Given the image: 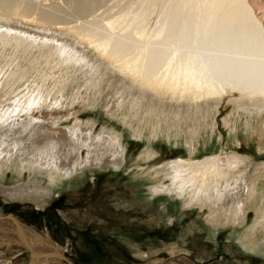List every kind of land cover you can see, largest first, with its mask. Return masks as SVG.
<instances>
[{
    "label": "bare ground",
    "instance_id": "6f19581e",
    "mask_svg": "<svg viewBox=\"0 0 264 264\" xmlns=\"http://www.w3.org/2000/svg\"><path fill=\"white\" fill-rule=\"evenodd\" d=\"M178 1L189 5L196 15L204 12L211 17L201 20L208 22L204 30L220 25V29L234 28L233 35L238 31H245L247 35L248 31L253 35L257 33L256 38L264 35V11L260 16L255 14L257 8L263 6L264 9V0ZM32 12H26L19 4L9 8L0 5V59L10 43H14L19 52L7 56L10 61L6 73L10 78L0 77V181L7 171L19 177L27 172L32 175L33 184L43 180L50 188L36 185L24 193L23 189L15 188L9 194L11 198H26L32 192L35 194L30 198L43 206L48 203L52 186L94 168L121 166L125 160L122 134L107 126L96 133L94 121L76 119L72 125L66 124L76 117V104L99 106L101 97L104 106L112 107L111 112L118 120H127L134 115L139 135L152 123L157 124V129L163 125L166 129L182 128L188 132L186 144L192 149L197 134L213 116V109L226 96L235 98L237 107L246 113L264 114V46L261 43L258 51H249L252 48H248L255 45L253 41L248 42L253 36L245 41L237 33L244 41L234 37L238 43L240 40V46L220 39L211 44L212 49L185 54L179 52L180 40L172 39L173 42L167 44L169 47L157 49L156 55L147 40L154 41L153 45L157 43V38H163L160 36L163 29L152 32L145 20L130 34L131 39L135 38L140 44L128 47L116 43L112 37L127 15L107 23L105 33L77 23L57 22L54 16ZM26 25H36L41 30L32 34ZM203 28L202 34L206 33ZM27 50L52 52L54 56L50 57L49 65H54L55 69L65 66L67 72L79 70L81 77L79 75L70 86V73H66L67 77L54 78L55 82H48V72L42 70L28 79L30 70L17 61L21 51L28 53ZM71 107L75 109L72 112ZM225 157L212 155L201 160L179 159L165 164L159 171L170 183L161 182L154 188V193L166 192L180 197L186 206L199 204L200 208H208L209 217L215 219L214 224L244 225L248 199L254 187L247 174L251 159L235 153ZM43 190L46 195L39 193ZM255 226L264 230V206L259 210ZM238 243L245 251H252L263 248L259 244L264 242L254 241L246 234ZM5 244L28 251L32 264H64L60 248L51 239L41 237L12 216L0 215V248ZM12 246L10 251L14 249ZM169 264L190 263L181 259Z\"/></svg>",
    "mask_w": 264,
    "mask_h": 264
},
{
    "label": "rangeland",
    "instance_id": "374dc122",
    "mask_svg": "<svg viewBox=\"0 0 264 264\" xmlns=\"http://www.w3.org/2000/svg\"><path fill=\"white\" fill-rule=\"evenodd\" d=\"M0 2L3 3L0 5L5 4L8 8L19 4L26 12L32 10V13L54 16L57 22L77 23L105 33H107L105 31L107 23L127 15L128 19L122 20L120 23L122 26L118 25L112 37L116 43L128 47L140 44L135 38L131 39L130 34L144 20L146 23L149 22L152 32H161L162 29L165 31V34L161 32L162 39L159 37L155 40L159 44L155 42L153 45L154 41L147 40L148 44H151L150 48L154 49L152 51L169 47L170 41L173 42L172 39L177 42L182 41L179 42L181 44L179 52L183 54L194 50L212 49V45L220 39L222 42L229 40L234 45L237 43L240 46L241 39L247 41L253 36L254 38L249 39L248 42L253 41L255 45L248 49L252 48L249 51L254 53V50L258 51L261 45L264 46V40L259 38H264L263 33V36L259 34L261 32L256 38L254 35L257 33L253 35L248 31L247 35L245 31L243 33L238 31L240 39L237 33L231 34L236 32L234 28L220 29L218 25L204 30L203 27L208 22L201 20L206 21L211 17L204 12L199 13L201 17L196 15L190 11L189 5H182L178 0H1ZM262 7L256 9V15H262L264 11ZM25 28L32 34L41 30L36 25H26ZM201 28L206 33L202 34ZM232 35L233 41L230 40ZM237 36L240 39L239 43L234 38ZM243 40L241 42H244ZM168 43L170 44L167 45ZM27 51L28 53L21 51L19 55L21 57L17 61L30 70L26 76L28 79L34 78L37 72L42 70L48 72V82H55L54 78L67 77L69 75L66 73H70L68 79L71 80L70 86L72 81L75 82L79 78V70L72 69L67 72L65 66L55 69L54 65H49L50 57L54 56L52 52ZM15 52V44H8L7 50L0 59V77L10 78L6 73L10 61L7 56ZM157 53L159 51L155 54ZM9 71L11 72L12 69ZM99 99V106L85 105L87 106L85 107L76 104V110L71 107L70 112L75 110L76 117L70 118L66 124L72 125L76 119H81L83 122L94 121L96 133H100L107 126L122 134L125 160L122 161L121 166L109 169L94 168L68 182H62L57 185V189V186H52V193L45 206H38L37 201L30 198L35 193L31 192L26 198L21 199L11 198L9 194L15 188L23 189V193L36 185L43 189L50 188L47 181L41 180L42 183L33 184L34 179L27 172L19 177L7 171L0 181V215L12 216L33 228L41 237L51 239L53 244L60 248L64 264H169L181 259L190 264H264V243L259 244L263 248H255L252 251H245L238 243L239 238H244L246 234L252 236L254 241L264 242L263 228L255 226L259 210L264 206V114L246 113L237 107L235 98L226 96L213 109V116L208 120L206 127L197 134L192 149L186 144L188 136L186 130L178 127L166 129L165 125L157 129V124L152 123L142 135H139L136 131L137 123H134V115L127 120H118V116L111 112L112 107L106 108L103 99L101 97ZM119 117L122 115L120 114ZM232 153L251 159L247 174L250 184L254 187L248 199L247 220L244 225L227 227V225L214 224L215 219L209 217L208 208H200L199 204L186 206L184 202L181 203L180 197L170 194L169 196L166 192L157 193L158 195L154 193L155 187L162 183H170L169 179L159 171L165 164L179 159L201 160L212 155H222L226 159L225 155ZM39 193L46 195L44 190ZM12 245L5 244L0 248V264H32L28 251L24 250V252ZM11 246L12 249L14 247L12 251H10Z\"/></svg>",
    "mask_w": 264,
    "mask_h": 264
},
{
    "label": "water",
    "instance_id": "95a60500",
    "mask_svg": "<svg viewBox=\"0 0 264 264\" xmlns=\"http://www.w3.org/2000/svg\"><path fill=\"white\" fill-rule=\"evenodd\" d=\"M73 264V263H72Z\"/></svg>",
    "mask_w": 264,
    "mask_h": 264
}]
</instances>
